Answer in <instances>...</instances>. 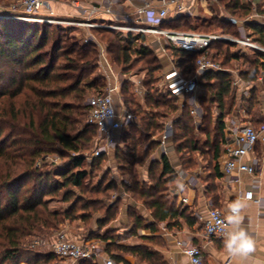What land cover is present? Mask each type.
<instances>
[{"label": "trees", "instance_id": "16d2710c", "mask_svg": "<svg viewBox=\"0 0 264 264\" xmlns=\"http://www.w3.org/2000/svg\"><path fill=\"white\" fill-rule=\"evenodd\" d=\"M221 1L231 16L243 19L251 12L250 5L241 0ZM189 18L178 16L163 21L162 25L175 29L185 26L188 30L198 31V24L185 22ZM38 23L43 22L0 19V60L11 66L6 72L9 75L6 84L2 83L4 71H0V264H60L53 251H38L24 240L35 232H42L44 228L54 229L70 217L67 212L50 210L44 197L65 190L63 198L68 200L67 194L71 193V187L83 189L88 178V172L83 167V152L89 149L97 133L96 126L87 122L85 100L89 92L101 93L105 85L93 75L99 67L95 42H84L61 27H55L56 31H48L47 28H40ZM200 26L208 30L216 27L221 33H238L236 26L222 16H213ZM244 27L252 40L264 45V25L246 22ZM92 31L100 34L108 32L109 37L105 39L106 54L112 64L122 66L123 72L129 71L135 61L145 63L143 83L147 89L145 106L149 111H145L139 102H130L129 98L124 97L125 106L139 116V121L137 124L131 123L120 134L124 138L122 141L130 142L126 143V147L131 157L126 156L119 147L115 151L117 159L128 164H121L130 176L123 183L125 192L141 201L151 211L155 222L165 221L167 226H176L179 225V218H183L192 224L195 219L187 208L178 207L175 199H168L164 195L168 182L174 177L168 158L162 155L158 161L151 162L147 181L135 177L134 165L148 157L154 144L149 139L162 129L169 115L173 121L176 152L186 153L181 157L184 156V164H195L194 152H212L213 158H216L224 138L225 118L232 114L237 102L235 91L230 88L232 74L228 71H208L201 76L199 87L208 90L209 102L218 107L220 114L215 121L213 140L200 143L186 107L187 100L186 104L179 106L176 95L165 94L155 87L156 75L162 70V64L150 46L148 35L132 31L120 33L103 28H92ZM53 33H56L54 37ZM233 46L232 43L215 40L205 52L225 67L231 65L233 60L246 61L249 67H243L239 73L248 83L256 81L259 70L264 69V52L254 51V57L235 55L231 50ZM168 52L182 75H193L194 61L199 52H188L173 46L168 47ZM127 84L128 81H125L122 85L124 93ZM257 102L256 90L253 88L250 96H242L236 107L251 113ZM131 103H134L135 108L130 107ZM178 109L180 115L176 117ZM205 147L209 148L206 150ZM49 155L66 158L68 167L58 170L56 167L59 165L53 163V169H50L49 165H45ZM103 155L94 157L92 165L100 163ZM38 161L41 164L38 165ZM155 166L159 167L157 174ZM214 171L219 176L217 165ZM29 181L31 184L26 185ZM100 187L101 183L97 184L98 191ZM115 187L114 181H110L102 191L115 190ZM214 187L212 184L207 186L208 190ZM210 199L216 203L214 196ZM114 205L112 203L105 207L108 214L98 221L100 227L114 217L110 212ZM87 206V203H83L81 208ZM140 216L134 217L135 227H149L154 231L156 223H148ZM142 238L144 242L153 239L145 235ZM102 239L106 242L103 251L115 261L125 263L121 254L110 252L109 239ZM118 248L147 264H166L162 255L146 243L118 245ZM77 262L97 264L93 259Z\"/></svg>", "mask_w": 264, "mask_h": 264}, {"label": "built area", "instance_id": "2783aa9c", "mask_svg": "<svg viewBox=\"0 0 264 264\" xmlns=\"http://www.w3.org/2000/svg\"><path fill=\"white\" fill-rule=\"evenodd\" d=\"M49 0H12L7 5L0 7V19L35 21L41 22L44 17L38 16L39 11ZM206 0H100L87 9L89 14H105L123 19L116 23L115 21L95 23L89 20L79 21L84 27H105L115 30H125L141 32L154 36V44L163 52L173 46L188 52H199L194 61V72L190 77L182 75L171 60L172 69L163 75L158 84L163 90L171 95L181 93L187 97L189 105V114L193 118L194 125L198 129L200 118L203 116L202 106L196 97V90L201 76L208 71H228L221 62L212 59L205 52L208 45L215 40H221L232 43L238 48L239 54H245L247 50L251 52H264V45L250 39L244 24L246 22H256L264 25V0H241L250 5L251 12L243 19L235 18L230 14H224L229 21L237 28V34L198 32L193 30H181L169 28L162 25L163 21L175 19L178 16H186L193 13L198 4ZM216 1V0H211ZM121 3H128L131 8L117 14L114 6ZM76 7L83 9L76 2ZM113 19V18H112ZM85 41H88L87 38ZM98 64L103 68L106 78V91L92 95L87 99V122L96 126L99 140L91 154V158L102 154H108L114 151L119 145L121 131L127 129L131 123L138 122L137 115L129 110L123 101L119 105L115 102V94L119 93L122 80L113 70L112 64L106 54L105 47L98 43ZM234 78L231 81L233 86L243 85L239 71L234 69ZM128 75V74H126ZM131 82L133 95H146L147 89L144 86L142 77H127ZM257 80L264 83V69H260ZM244 90V89H242ZM264 95V88L261 90ZM217 116L219 109L215 110ZM224 138L221 145V154L219 166L223 176L231 182H239L242 173L254 174L256 170L257 158L254 149L259 143L264 150V119L258 125H254L249 119L238 121L230 118L227 126L224 128ZM173 138V121L166 119L162 129L153 136L158 142L164 155L169 152V141ZM182 176V172H177ZM195 175V174H194ZM193 174L190 176L195 178ZM240 193V192H239ZM243 198L254 199L251 189L243 191ZM186 202V198L181 199ZM230 204L214 205L209 199L207 201V216L203 219V234L207 238H218L227 240L228 235L237 231L235 218L237 213L232 212ZM231 218V219H230ZM162 231H166L164 223H161ZM38 241H34L37 243ZM183 253L188 257L191 264H204L203 252L200 246L187 243L183 239L174 238ZM97 241L83 239L76 242L67 235L60 233L56 240L50 244L51 251L60 259L77 262L82 259H93L96 263L115 264L114 261L102 253L98 247ZM233 254V253H231ZM222 264H228L226 260Z\"/></svg>", "mask_w": 264, "mask_h": 264}, {"label": "crops", "instance_id": "0c3cea01", "mask_svg": "<svg viewBox=\"0 0 264 264\" xmlns=\"http://www.w3.org/2000/svg\"><path fill=\"white\" fill-rule=\"evenodd\" d=\"M2 1L3 3H0V7L7 5L12 0ZM76 2L80 6H82L84 10L77 8ZM98 2H100V0H49L46 5L39 11V13L41 15L40 17H57L56 19L61 18L69 20L74 19L73 21L75 22L89 20L95 23H102L113 20L116 23H121L123 19H121L120 17H112L105 14H89L87 9ZM130 8L131 5H129L128 3H121L119 5H115L113 9L117 14H120L122 11L128 10ZM224 14L226 15L228 13ZM80 30L89 31L91 30V28L82 27L80 28ZM150 37H152V35ZM152 41H154V37ZM234 47L235 46L231 48L232 52H234L235 55H241L238 53V51H233ZM153 48L162 64V70L156 75L157 81L155 87H158L159 90H161L163 93L171 95L170 93L164 91L163 87H159L158 84L162 80L163 75L168 73L172 69L170 61L175 60L172 58V56H170L168 50L163 52L155 44ZM236 61L237 60H233L231 61V65L226 66L229 67L230 73L232 74V79L235 76L234 73L231 72L232 70L236 69L239 71L243 69V67L235 68ZM130 74L131 73H129V75ZM131 75L137 76L136 74ZM242 81L243 85L240 84L238 86H233L232 84H230L231 90L235 91L237 101L236 104L240 102V98L242 96H245L246 98L249 97L251 94V89L253 88H255L256 90L258 102L251 110V113L245 111L244 108L237 109L235 104L232 114L227 115L225 118V126H227V122H229L230 118L236 119L238 121L249 119L254 125H258L261 120L264 119V95H262L261 92L262 88H264V83H261L259 80L248 83L243 78ZM199 83L196 90L197 100L201 105V99H203V101L206 102L209 108V110L205 112L203 111V116L200 118V125L198 129H196L193 118L190 115L192 118L196 138L200 141V134L204 131V124L208 123L206 122V120L209 113L211 114L210 116H212V125H215V119L217 118L215 110L218 109V107L209 102L210 93L208 92V90H206V88L204 89L203 87H199ZM175 95L178 99L177 104L179 106L184 105L187 97L181 93ZM134 96L136 97L137 95ZM137 97H140V99L138 98L140 104H145V95ZM186 103V107L189 111L188 102ZM179 115L180 109H178L176 117H178ZM152 140L155 139H151L149 140V142ZM200 142L210 143L211 138L210 136H208L207 139L205 138ZM168 144L170 149L165 156L168 158V161L173 169L174 177L170 182H168L166 190L164 191V195L168 199H175L176 205L178 207H186L187 211L190 213V216H192L195 220L192 224H189L185 222L183 218H179V225L167 226V222L165 221L155 222L151 215V211L142 202L136 201L133 203H129L127 205L134 206L142 216H147L145 212L149 211V218L146 222H155L157 226H160L161 223H164V226L166 228V231L164 232L158 230L153 231L149 227H144L142 235L151 237L156 235L159 236V238L155 242H153V240H149L146 242L138 241L135 243H146L150 248L162 255V257L166 261V264H191L188 257L183 253L182 249L175 244L174 238L183 239L187 243H192L200 246L203 252L204 264H222L226 260H228V264H264V150H262L261 144L258 143L254 149V154L257 158L255 173L252 175L248 173H242L240 175L239 182H231L229 179L223 176L219 166L220 159L223 158L221 149L216 158H213L212 152L205 153V155L194 152L193 158L195 166L190 167L180 161L179 157H177L178 153L176 152L175 146L173 144V138L169 141ZM155 145L157 149L154 154L152 153L153 155H148V157L143 160V164H140L142 175L138 176L137 173H135V175H137V179L140 181L148 180L149 167L151 162L155 160L158 161L161 156L164 155L158 142L155 141ZM118 147L121 149L124 148L123 141L119 142ZM208 148L209 147H205L206 150ZM116 149L114 151H110L108 154H115ZM179 155H183V153H179ZM206 156L208 157V159L206 158ZM210 161L213 162L214 167L215 165H217L219 176H216L215 174L213 175L214 184L212 183V185H214L215 187L208 190L207 186L209 185L203 183V179H205L204 176L206 175V173H203V171L201 170L202 166L200 164ZM179 171L182 172V176H179V174L177 173ZM191 174H195L194 179H192V177L190 176ZM247 189H251L253 191L254 199L243 198V191ZM212 196L215 197L216 203H219L218 205H238V215L235 218V222L239 221V223L236 225V227L232 226V228H236L237 230L242 228L248 234L253 242L252 251L231 254L225 246L226 240L218 238H207L206 236H204L203 219L207 216V201ZM182 198H186V202H182ZM67 236H69V238L73 237L70 239L76 242H81L83 239L93 240L86 234L82 236H72L68 234ZM97 243L100 248V244L103 242L97 241ZM100 251L107 255L103 251V249H101ZM121 257L124 259L125 263L116 261L115 264H147L146 262L131 254L121 255ZM97 264H102V262L99 261Z\"/></svg>", "mask_w": 264, "mask_h": 264}, {"label": "rangeland", "instance_id": "374dc122", "mask_svg": "<svg viewBox=\"0 0 264 264\" xmlns=\"http://www.w3.org/2000/svg\"><path fill=\"white\" fill-rule=\"evenodd\" d=\"M0 3H3V1L0 0ZM224 13H228V12L222 6L221 0H216L214 2L211 0H206V2L205 1L200 2L198 6L194 9L192 14L186 15L190 18L189 20L186 19L185 22L190 21L194 24H198L199 26L196 29L198 30V32L216 31L213 33H221L219 32L220 30L217 29L216 27L210 28V30H208L204 26H200V25L204 24L211 17L222 16L224 15ZM38 16H41L40 13L38 14ZM56 18L46 17L45 20L41 21L43 23H38V25L40 28L41 27L47 28L48 31H56L55 27H61L62 29H64V31H67V33L74 34L75 36L81 38L84 42H87L85 41L86 38L88 41L91 40L95 42L97 49H98V43L102 44L103 46L106 45L105 39L109 37V34H107L108 32H105L102 34L97 33L95 31H92V28H103V29H108L111 31H119L120 33L125 32V30H115V29L105 28V27H87V28H91V30L82 31L80 30V28L84 26L79 24L78 23L79 21L75 22L73 21L74 19L69 20V19H61V18L56 19ZM235 18H241V17L236 16ZM75 20H80V19H75ZM179 29L188 30L185 26L179 27ZM246 31L249 32L247 29ZM55 34L56 33H53L52 37H54ZM150 36L151 35H148L147 38L150 40V46L153 48L154 41L152 40L154 36L152 37ZM233 51L237 52L238 48L234 47ZM244 55L246 57L247 56L254 57V53L251 52V50L249 49ZM9 66L10 65H8L6 62H3L2 60H0V71H4V79L2 82L3 84H6V81L9 77V75L6 73L8 71ZM246 66L249 67L246 61L245 62L244 60L236 61L235 68L246 67ZM121 67H122L121 65L112 64L113 70L118 74L117 77H119V79L122 80L119 93H116L114 95L115 102L119 105L121 101L124 102V97L125 98L127 97L129 98L130 102L131 100H133V102L137 103L139 102L138 98L140 99V97H137L138 96L137 95L136 96L137 98H136L133 95L132 90H131L132 89L131 82L128 81V84L126 85L125 93L123 91L122 85L124 84L125 81H127L126 80L127 77H130L131 74H136L137 76H132L135 78L136 77L144 78V75L146 72L145 63L143 61H135L131 69L126 72H123V69H121ZM129 73L131 74L129 75ZM93 75L97 76V79L100 81V83L105 84L100 92L102 93L106 91V87H107L106 78L104 76L103 68L99 66ZM97 93L99 92L98 91L89 92L88 95L86 96L87 98L85 101L87 102V99L89 97ZM129 105L130 107L135 108L134 103H131ZM140 105L141 107L144 108L145 111H149L148 107H146L145 104H140ZM201 106L204 112L209 110L206 102H202ZM210 115L211 114L209 113V115L207 116L208 121L206 120V122L208 123L204 124V127L206 129L204 128L203 129L204 131L200 134V138H199L200 141H203L205 138L207 139L208 136H210L211 140H213L212 137L215 131H214V126L212 125L213 122L211 121L212 116ZM169 116L168 118H170ZM86 118H87V115H86ZM165 121L166 119L164 120V122ZM99 138H100L99 135L96 133V135L92 138L89 149L83 152L85 155V163L83 167L88 172V178L85 180L83 189L71 187L70 188L71 193L67 194V197H69L68 200H64L63 198L65 196L64 194L65 190H59L56 193H53L51 195L44 197V199L47 201V204L50 210L56 211L59 213L67 212L69 213L70 217L65 218L63 222L58 224V226L54 229L44 228L42 232H35L31 236H27L24 241L30 243L29 246L34 247L38 251L44 252L47 250H51L50 244L53 243L54 240H56V238L58 237L60 233L65 234V235L70 234L72 236L73 235L82 236L86 234L89 237H91V239H93L94 241L103 242L100 244V248H99L100 250L106 247V242L102 238H107L109 239V243H110L109 250L111 253L116 254V255H119V254L130 255L129 253L120 251L118 248V245H126V244H132L138 241H145L144 238H142L143 237L142 232L144 231V228L143 227L136 228L134 224V217L136 215H139L140 212L137 209H135L134 206L127 205L129 203H133L139 200L132 197L130 194L126 193L123 188V183L127 182L130 179V176L126 174V171L124 170L126 168L123 166L121 167V164L126 165V166L128 164L122 161L121 159L119 161V159H117L115 154H104V155L102 154L103 157L100 163L92 165L93 158H91V154L94 151L96 147V142H98ZM123 139H124L123 137L119 138V140L121 141ZM151 139L153 138L151 137L149 140ZM152 141L154 144L151 145L152 147L150 148L148 155H151L152 153L154 154V152L157 149L155 145V140H152ZM126 143H130L129 140L123 141L124 154L128 157H131V153L127 149ZM173 144L175 146L174 142ZM202 154L205 155L204 152ZM183 155H186V153L185 154L183 153ZM177 157H179V160L183 162L184 156L183 158H181L182 155L178 154ZM206 158L208 159L207 156ZM65 159L66 158L61 157V156L49 155L45 159V165L47 166L49 165L48 167L50 169H53L52 165L54 163V165H59V167H56L58 170L65 169L66 167H68V165L65 164V161H66ZM40 162L41 161H38V165L41 164ZM140 164H143V162L142 163L140 162L139 164L137 163L134 165V173H137L138 176L142 175ZM200 165L202 166L201 170L203 171V173H206V175L204 176L205 179H203L204 180L203 183L207 185H211L212 183L214 184L213 175L215 174V171H214L213 162L210 161V162H206L203 164L201 163ZM189 166L194 167L195 165L189 164ZM155 172L156 174L159 173V167L156 168L155 166ZM137 175H135L136 178H137ZM55 177L57 179H60L59 175L55 174ZM110 181H114L115 186H116L115 190L102 191L104 185ZM99 183H101V187L98 191L97 184ZM25 184L29 185L31 184V182L29 181V182H26ZM83 203L84 204L87 203L88 205L84 209L81 208ZM112 203H115V205L113 206L110 212L114 214V217L110 221L106 222L105 225L100 227L98 225V221H102L106 217L108 213L105 211V207ZM212 203L214 205L219 204L218 202L217 203L212 202ZM145 214L147 216H142L140 214L141 215L140 217H142L145 221H147L149 218V211H146ZM161 226L162 224H160V226L156 225L155 230L162 231ZM70 238H73V237H70ZM158 238L159 236H156V235L153 236V239H152L153 242L157 241ZM34 241H38V242L34 243ZM57 259L60 264H80L79 262H72L70 260L60 259L58 257ZM111 259L114 261V263L116 262L114 258H111Z\"/></svg>", "mask_w": 264, "mask_h": 264}, {"label": "clouds", "instance_id": "9594fccd", "mask_svg": "<svg viewBox=\"0 0 264 264\" xmlns=\"http://www.w3.org/2000/svg\"><path fill=\"white\" fill-rule=\"evenodd\" d=\"M231 210L233 213H237L238 205H233ZM236 223L238 224L239 221ZM225 246L230 253H245L252 251L253 242L248 234L240 228L228 235Z\"/></svg>", "mask_w": 264, "mask_h": 264}]
</instances>
